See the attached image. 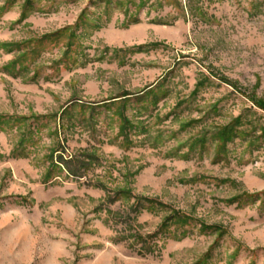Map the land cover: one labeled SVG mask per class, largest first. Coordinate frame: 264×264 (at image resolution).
Listing matches in <instances>:
<instances>
[{
  "label": "rangeland",
  "instance_id": "rangeland-1",
  "mask_svg": "<svg viewBox=\"0 0 264 264\" xmlns=\"http://www.w3.org/2000/svg\"><path fill=\"white\" fill-rule=\"evenodd\" d=\"M0 264H264V0H0Z\"/></svg>",
  "mask_w": 264,
  "mask_h": 264
}]
</instances>
